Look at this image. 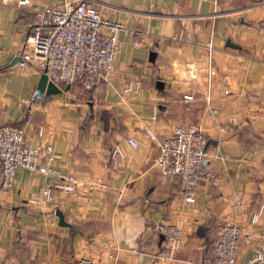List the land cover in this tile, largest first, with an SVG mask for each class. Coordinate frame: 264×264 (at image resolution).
<instances>
[{
  "label": "crops",
  "instance_id": "crops-1",
  "mask_svg": "<svg viewBox=\"0 0 264 264\" xmlns=\"http://www.w3.org/2000/svg\"><path fill=\"white\" fill-rule=\"evenodd\" d=\"M89 1L102 16L135 28L140 43L116 32L111 71L88 90L46 77L38 88L42 73L17 68L14 58L35 17L0 3V124L23 126L27 142L40 149L39 161L76 181L74 192L52 189L50 202L36 203L53 178L15 168L11 187L0 189V264H74L79 256L95 264H195L212 227L233 216V190L241 192L235 218L245 231L252 229L250 212L261 206L264 217V0ZM186 30L189 42L168 39ZM135 75L138 89L123 91ZM204 94L216 114L205 107ZM197 121L207 139L204 164L218 181H197L194 201L186 202L178 175L154 165L156 141L144 129L160 137ZM114 142L124 156L112 165L107 153ZM55 209L66 225L57 223ZM161 221L182 233L169 261L158 258L161 235L153 226ZM256 242L241 234L234 264H245Z\"/></svg>",
  "mask_w": 264,
  "mask_h": 264
},
{
  "label": "built area",
  "instance_id": "built-area-1",
  "mask_svg": "<svg viewBox=\"0 0 264 264\" xmlns=\"http://www.w3.org/2000/svg\"><path fill=\"white\" fill-rule=\"evenodd\" d=\"M152 1V0H150ZM197 2L201 0H196ZM12 2L15 7L31 13L35 18L29 25L22 41L21 50L17 53L14 65L23 68L34 67L48 80L59 86L72 87L78 85L88 90L99 80L107 79L115 54L118 51L116 32L126 31L131 35L134 45L140 43L137 30L124 23L110 20L102 16L89 0H75L58 5L39 3L36 0H0V3ZM151 4V2L149 3ZM168 39L174 43H187L190 40L188 30L172 34ZM207 47L210 44L207 43ZM139 79L135 75L123 85L122 90L136 91ZM252 97V93H246ZM191 98L190 93L182 95ZM205 107L212 115L217 109L209 104L207 94L203 96ZM41 128L37 127L40 134ZM145 134L156 141L157 153L153 163L163 174H176L183 182V200L194 201V184L197 181L216 184L218 173L211 171L204 164L206 154V135L200 122L179 124L163 136L157 137L149 129ZM131 147L137 142L131 136L125 137ZM46 160L51 159L50 146L46 145ZM40 149L30 145L25 136L23 126L0 124V189L11 187L15 168L18 166L42 173L53 180L45 183L32 199L36 203H48L52 199V189L65 192L76 190V181L72 173L58 175L48 164L41 163L38 158ZM107 156L113 165L124 153L119 143H112ZM92 185L89 184L88 188ZM231 199L235 206L233 216L217 222L211 230L207 251L195 264H234L236 242L241 234L248 239H257L256 245L245 260V264H264V217L261 206L250 212L248 223L252 229L244 230L236 220L237 208L241 203V192L233 190ZM257 227V231L254 229ZM161 235L162 260H171L181 241V230L171 222L161 221L153 226ZM138 256L140 252L136 253ZM74 264H95L86 256L76 258Z\"/></svg>",
  "mask_w": 264,
  "mask_h": 264
},
{
  "label": "water",
  "instance_id": "water-1",
  "mask_svg": "<svg viewBox=\"0 0 264 264\" xmlns=\"http://www.w3.org/2000/svg\"><path fill=\"white\" fill-rule=\"evenodd\" d=\"M226 42H227V45H229V46H234V47L237 46L235 43L230 42L229 39H227ZM16 59H17V56L14 58V61ZM45 83H46L45 82V76L43 74H40V77L38 80V88L43 87V85H45ZM48 85H52V84L49 83ZM65 87H67V85ZM51 90H53V88ZM54 90H56L55 87H54ZM54 213L57 215V223L61 224V225H66V222L63 221L61 212L58 209H55Z\"/></svg>",
  "mask_w": 264,
  "mask_h": 264
}]
</instances>
